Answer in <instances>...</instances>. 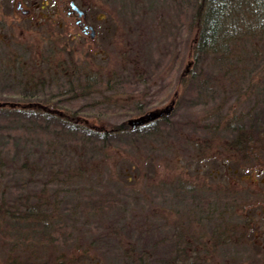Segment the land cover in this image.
Masks as SVG:
<instances>
[{"label":"rangeland","instance_id":"obj_1","mask_svg":"<svg viewBox=\"0 0 264 264\" xmlns=\"http://www.w3.org/2000/svg\"><path fill=\"white\" fill-rule=\"evenodd\" d=\"M24 1L36 6L27 18L15 13V0H0V101L22 91L1 58L10 52L34 57L41 69L82 64L101 89L111 76V88L122 83L61 107L99 114L93 121L101 126L136 117L131 109L122 115L131 104L163 108L180 92L155 131L105 140L31 123L19 106L2 105L0 264H127L128 254L133 264H160L179 247L185 264H264V150L246 160L231 150L234 134L224 127L237 114L245 121L259 98L235 95L216 111L194 94L182 97L179 77L193 70L189 0H75L88 17H103L92 38L58 27L60 11L39 8L49 0ZM217 112L211 134L204 125ZM26 208L40 221L12 220Z\"/></svg>","mask_w":264,"mask_h":264},{"label":"trees","instance_id":"obj_2","mask_svg":"<svg viewBox=\"0 0 264 264\" xmlns=\"http://www.w3.org/2000/svg\"><path fill=\"white\" fill-rule=\"evenodd\" d=\"M189 2L191 4L189 23L194 30L191 44L193 70L183 72L179 77L178 84L182 85V97L187 93L194 94L203 106L214 103L218 111V108H226V103L232 96L236 95V101L241 98L251 100L250 97L256 95L259 99L248 107L250 110L243 116L245 121L237 114L224 123L225 129H230L229 131L234 134L230 139L231 150L246 160L248 157L256 158L258 151L264 150V0H189ZM23 55L24 52L20 55H13L10 52L1 57L3 61L7 60L10 63L11 71L21 77L18 84L21 85L22 91L16 99L1 100L0 107L19 106L31 123L41 121L46 125L58 123L67 126L71 134L94 133L105 140L115 132L146 133L150 129L155 131L159 120L165 122L168 120L169 115H163L135 127L128 124L127 119L110 126H101L94 124L93 121V118L101 117L99 114L92 119L80 117L79 105L64 111L61 107L67 108L91 92L102 94L108 90H119L122 83L118 85L116 83L114 89L111 88V76L102 82L104 87L101 89L99 78L86 71L82 64L59 63L41 69L34 57L25 59L22 58ZM49 58L50 56L43 60L50 63ZM72 66L74 69L70 72ZM62 92L68 96L64 97ZM179 92V89L173 92L174 104ZM131 105L133 107L123 109V116L128 109L138 112V115L145 112L142 104ZM234 106L235 102L230 101L227 109H233ZM211 118L214 119L212 123L208 122L204 128L213 134L220 125L222 113H214ZM196 153L199 154V148L196 149ZM13 214L12 220L19 222L40 221L38 217L32 215L29 208L20 215ZM251 218L248 214V219ZM6 237L9 238L8 235ZM216 237L218 238L217 234ZM183 255L184 250L179 247L172 256L162 259L160 264H185ZM128 258L129 262L126 263L133 264V257L128 254ZM139 259L143 261V258Z\"/></svg>","mask_w":264,"mask_h":264},{"label":"flooded vegetation","instance_id":"obj_3","mask_svg":"<svg viewBox=\"0 0 264 264\" xmlns=\"http://www.w3.org/2000/svg\"><path fill=\"white\" fill-rule=\"evenodd\" d=\"M49 1L50 3L49 2L43 3L42 1L38 3L39 8L43 9L44 12H45L44 9L45 6L47 7V9H56L55 10L56 12L60 11L59 12L60 17L56 20L53 18V20H55L58 27L65 26L75 31L78 30L80 33L76 34L75 32L74 34L76 35L83 34L90 37L91 33H93V36H96L98 32L97 21L99 19H103V17L100 18L96 16L88 17L85 14V11L77 4L75 0H49ZM35 2L36 0L32 1V3ZM72 2L82 10L80 14L78 13L77 9H75L72 6ZM42 4H44V6H42ZM32 7L35 8L36 6L33 4ZM32 7L26 5L24 0H15L14 11L16 14L18 15L20 14L21 16L27 18L31 15ZM24 10H27V12H24ZM258 264L260 263L258 262Z\"/></svg>","mask_w":264,"mask_h":264},{"label":"water","instance_id":"obj_4","mask_svg":"<svg viewBox=\"0 0 264 264\" xmlns=\"http://www.w3.org/2000/svg\"><path fill=\"white\" fill-rule=\"evenodd\" d=\"M72 6L77 9L78 13H81V9H79L73 2H72ZM24 12H27V10H24ZM90 37H93V33H91ZM173 103L174 100H171L169 104H167L166 106H164L163 108H158V109H154V110H150L148 112H146L143 115L137 116V117H133L127 120L128 124H130L132 127H135L137 124H141L145 121L151 120L155 117H159L162 115H168L170 113V111L173 108ZM3 104V103H2Z\"/></svg>","mask_w":264,"mask_h":264}]
</instances>
